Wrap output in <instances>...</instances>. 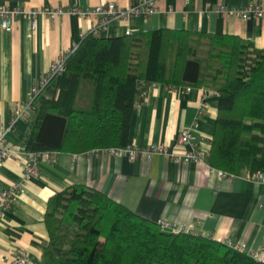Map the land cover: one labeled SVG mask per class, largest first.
<instances>
[{"label": "trees", "instance_id": "trees-1", "mask_svg": "<svg viewBox=\"0 0 264 264\" xmlns=\"http://www.w3.org/2000/svg\"><path fill=\"white\" fill-rule=\"evenodd\" d=\"M34 96L22 145L80 154L129 145L131 120L150 86L219 94L211 166L264 171V47L236 35L161 28L106 37L88 32ZM40 264H264L202 232L164 231L105 193L70 185L48 200Z\"/></svg>", "mask_w": 264, "mask_h": 264}, {"label": "crops", "instance_id": "crops-1", "mask_svg": "<svg viewBox=\"0 0 264 264\" xmlns=\"http://www.w3.org/2000/svg\"><path fill=\"white\" fill-rule=\"evenodd\" d=\"M133 1L137 0H0V5L88 9L109 2L127 6ZM251 3L264 9V0H157V12L151 17L112 21L101 35L186 29L236 35L262 48L264 16L239 19L217 12L221 4ZM96 21L64 13L54 18L40 15L36 27L25 18L14 19L9 28L0 25V126L10 123L17 106L28 101L37 82L49 74L53 61L73 52ZM218 110L219 94L214 90L154 84L133 112L129 145H165L182 153L190 147L180 145L178 135L188 129L193 144L209 155ZM27 126L25 119L16 122L8 135L12 147L23 146ZM38 165L39 175L24 184L13 208L0 213V264H9L5 256L17 248L26 249L33 264L41 263L49 241L48 200L70 185L95 188L152 221L165 218L194 232L243 243L249 253H264V182L244 176L221 179L211 172L209 158L201 164L175 163L157 154L131 159L93 150L52 153ZM23 175L22 157L0 161V195L22 182Z\"/></svg>", "mask_w": 264, "mask_h": 264}, {"label": "built area", "instance_id": "built-area-1", "mask_svg": "<svg viewBox=\"0 0 264 264\" xmlns=\"http://www.w3.org/2000/svg\"><path fill=\"white\" fill-rule=\"evenodd\" d=\"M189 1V0H187ZM171 11V9H169ZM157 12V0H137L131 2L127 6L117 5L114 2L98 5L94 8L81 9L79 7L70 8H32L26 9L22 7H9L0 5V25L9 28L12 21L16 18H25L32 21L34 27L37 24L38 16H46L54 18L64 13L78 14L84 17L92 19H98L94 22L90 32L94 35H101L102 32L107 29L108 25L115 20L128 21L133 16H139L148 18ZM217 12L222 16L236 17L239 19H247L250 17H263L264 9L260 5L251 3L240 7H230L226 4H221L217 8ZM83 36V35H82ZM69 53L60 54L55 61H53L49 74L40 79L33 88L32 95L28 101L17 106L15 110V116L11 119L7 126H0V161L8 159L23 158L24 175L23 181L11 185L1 192V206L0 213L2 211L13 208L19 194L21 193L24 184L29 180L37 177L39 171V161L42 158L51 157L50 152L37 153L27 151L22 147H12L9 144L8 135L13 131L16 122L19 119H25L28 121L32 108V100L34 96L43 88L50 76L61 74L67 69V57ZM191 87H188L190 90ZM178 143L182 146H188L182 153H176L165 145H149L146 147L128 145L126 147H111L107 149H97L95 151H104L110 155L127 156L131 159L145 158L151 155H162L173 159L175 163H194L201 164L207 162L209 155L198 149L192 142V134L188 129H184L178 135ZM54 153V152H53ZM211 172L218 175L219 178H234L235 174L228 173L224 170L211 166ZM244 177L251 181L264 182V171H257L255 173L247 172ZM164 231L180 232V231H192L190 226L177 224L173 221H169L165 218L157 220ZM226 240L229 244L235 246L238 249L246 251V245L239 242H234L231 239H219ZM255 258L263 260V252H252ZM5 259L9 264H33V259L26 249L17 248L14 252L5 256Z\"/></svg>", "mask_w": 264, "mask_h": 264}, {"label": "rangeland", "instance_id": "rangeland-1", "mask_svg": "<svg viewBox=\"0 0 264 264\" xmlns=\"http://www.w3.org/2000/svg\"><path fill=\"white\" fill-rule=\"evenodd\" d=\"M56 153V152H55Z\"/></svg>", "mask_w": 264, "mask_h": 264}]
</instances>
